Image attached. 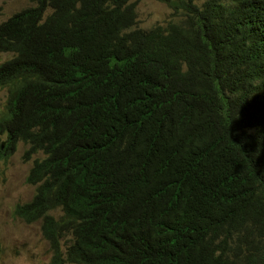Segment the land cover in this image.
<instances>
[{
  "label": "trees",
  "instance_id": "trees-1",
  "mask_svg": "<svg viewBox=\"0 0 264 264\" xmlns=\"http://www.w3.org/2000/svg\"><path fill=\"white\" fill-rule=\"evenodd\" d=\"M168 1L149 30L138 0L0 23V160L43 155L14 214L48 264H264V0Z\"/></svg>",
  "mask_w": 264,
  "mask_h": 264
},
{
  "label": "rangeland",
  "instance_id": "rangeland-1",
  "mask_svg": "<svg viewBox=\"0 0 264 264\" xmlns=\"http://www.w3.org/2000/svg\"><path fill=\"white\" fill-rule=\"evenodd\" d=\"M203 1L196 0L198 4ZM30 5V0H0V23ZM136 15L135 26L142 30L165 26L180 19L175 16L168 0H138ZM9 58V54L0 53V64ZM6 98V89L0 88V113ZM27 147L18 142L15 151L0 160V264H48L50 258V250L41 235L39 222L26 224L14 214L17 204L32 199L35 187L27 184L25 178L33 160L43 156L38 153L25 159ZM53 213L57 214V211Z\"/></svg>",
  "mask_w": 264,
  "mask_h": 264
}]
</instances>
